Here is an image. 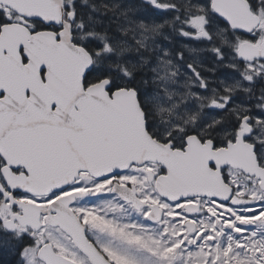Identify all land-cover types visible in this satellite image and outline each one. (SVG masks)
Wrapping results in <instances>:
<instances>
[{"label":"snow or ice","instance_id":"obj_1","mask_svg":"<svg viewBox=\"0 0 264 264\" xmlns=\"http://www.w3.org/2000/svg\"><path fill=\"white\" fill-rule=\"evenodd\" d=\"M0 264H264V0H0Z\"/></svg>","mask_w":264,"mask_h":264}]
</instances>
